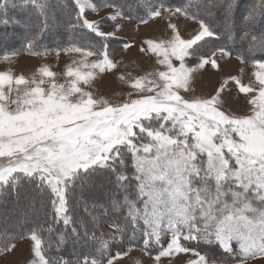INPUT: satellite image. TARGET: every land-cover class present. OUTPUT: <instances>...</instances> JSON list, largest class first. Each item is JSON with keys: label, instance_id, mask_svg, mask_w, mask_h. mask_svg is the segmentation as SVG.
<instances>
[{"label": "snow or ice", "instance_id": "obj_1", "mask_svg": "<svg viewBox=\"0 0 264 264\" xmlns=\"http://www.w3.org/2000/svg\"><path fill=\"white\" fill-rule=\"evenodd\" d=\"M102 8L106 17L88 18ZM173 17L197 27L184 36ZM125 19H160L170 30L142 41L152 63L135 74L114 71L121 62L111 41L122 26L101 28ZM21 25L23 47L0 50V61L75 56L59 73L0 71V203L23 192L41 205L17 214L18 229L0 218V253L26 239L21 264H115L142 242L153 264L180 254L194 257L186 264L264 260V0H0V28ZM61 29L67 42L42 45ZM233 52L255 79L232 76L197 94L193 74ZM191 56L198 62L188 67ZM106 73L124 85L119 99L95 89ZM229 81L244 95L243 114L223 95Z\"/></svg>", "mask_w": 264, "mask_h": 264}, {"label": "rangeland", "instance_id": "obj_2", "mask_svg": "<svg viewBox=\"0 0 264 264\" xmlns=\"http://www.w3.org/2000/svg\"><path fill=\"white\" fill-rule=\"evenodd\" d=\"M252 1L253 0H248L247 3L250 4ZM110 11V9L102 8L98 13L89 12L88 18L100 19L101 17H106ZM172 22L178 24L181 34L184 36H187L194 28L197 27V25L192 20H186L183 17H173ZM116 24H120L122 27L121 30L117 31L116 38L111 41V47L117 50L114 60L121 62L119 68L114 70L115 73H127L131 71L133 74H135L137 71H139L137 65H139L140 68L147 69L152 61L148 60L147 57H144L143 54L140 53L139 48L141 47L142 41L144 39L158 40L167 38L168 33L170 32V30L167 29V21L157 19L155 21H150L147 25H142L138 22L126 19L117 20L115 22L106 21L101 25V28L106 32L112 31ZM122 43H130L132 47L124 50L121 48ZM42 45L47 46L44 43H42ZM74 56L75 54L65 55L61 53L60 56L57 57L54 52L43 56H32L28 55L26 52H21L18 56L14 57L11 62L0 61V71L11 69L15 74L22 73L26 76H30L41 65H49L53 71L59 73L63 71L64 66L67 63L71 62V59ZM216 59L219 64L218 69H212L209 65L206 66L207 70L202 68L193 74V87L195 88L197 94L213 93L215 88L219 87L223 81L228 80L229 77L232 76L240 79L243 83H247L250 78L253 80L255 79L251 75L254 70L251 64H242L236 59L235 55L232 54L231 57L220 58V54L217 53ZM197 62L198 59L196 56L185 58V63L188 67H193ZM174 63H176L177 66L179 64L178 61H174ZM58 79L63 82L62 77H58ZM94 87L107 98L116 100L119 99V97L115 96L114 93L122 91L124 85L115 79L113 73H106L101 75V78L95 82ZM237 91L238 90L233 86V82L229 81V84L225 88L223 95L231 96V111L238 114H243L247 111L248 105L244 100V95H237ZM16 204L19 209L18 213H21L28 204H34V200L29 197L26 202L19 204L17 200L13 199L9 200V202H7L5 205L16 206ZM29 211L31 212L30 209ZM2 213L0 215L4 217L6 213ZM6 215L7 219H10L9 221L12 220V223H16L17 216L14 218L11 217V214ZM13 243L16 244V251L12 253H0V264H21V262L29 255L28 240L20 239L19 241H14ZM124 248L125 250H128V245H124ZM141 249L142 242L140 244H136L131 249L128 256L117 260L115 264H153L152 256L155 253L153 252L151 255H148L145 254V252ZM201 250H204L202 246ZM112 252L115 253L114 250H112ZM189 258L194 257H192L191 254H180L179 257H165L161 259L160 264H186V261ZM248 264H264V260H252L249 261Z\"/></svg>", "mask_w": 264, "mask_h": 264}, {"label": "trees", "instance_id": "obj_3", "mask_svg": "<svg viewBox=\"0 0 264 264\" xmlns=\"http://www.w3.org/2000/svg\"><path fill=\"white\" fill-rule=\"evenodd\" d=\"M248 1V0H247ZM171 4L173 7L178 6L181 2V0H170ZM253 3V1L251 2ZM250 3V4H251ZM238 15V14H237ZM131 21L134 22H138L137 20L133 19ZM237 24L238 26H242L243 22L241 20H237ZM52 33H55V30H51ZM0 37H4V40L2 43H0V50L2 49H21L25 43V33H24V27L23 25L19 26V27H14V26H8L7 28H0ZM70 37L64 33V30L61 29V34L60 35H52V34H46L45 38L41 41V43L46 44V47H54L56 44L63 42H67V40ZM240 44L241 41L239 40V38L237 37V42H236V50L239 51L240 50ZM246 46V45H245ZM229 47H232L231 43H229ZM0 54H2V52H0ZM233 55H235V52H233ZM29 197H31L30 195H26L25 193L22 192L19 200H17V202L20 203H24L26 202ZM9 200H13L10 198H5V202L4 203H0V214L2 212H5L6 214H11V217H16L19 209L18 206L16 204L15 205H5L7 204V202H9ZM34 206L35 208L39 211L41 209V205L39 203V199L37 198L36 200H34ZM46 210H50V205L48 207V209ZM83 208L81 207L78 211H77V215H80L81 218H85L84 214H83ZM4 214V213H2ZM2 216L0 215V218ZM13 219V218H12ZM10 219H8L9 221ZM35 221V216L30 215L29 216V223H32ZM9 226H16V223H12V220L8 222ZM17 229L19 226H16ZM60 227H62V225H60ZM107 225L104 224L103 228L101 230H106ZM14 242V241H13ZM125 245H127V243H125ZM203 247V246H202ZM112 250L116 251V248L113 246ZM214 251V250H213Z\"/></svg>", "mask_w": 264, "mask_h": 264}]
</instances>
